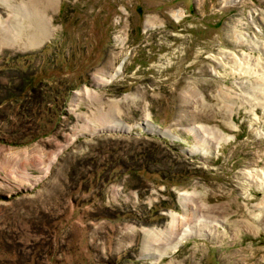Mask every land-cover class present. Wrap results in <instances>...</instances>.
I'll return each mask as SVG.
<instances>
[{"label": "rangeland", "instance_id": "374dc122", "mask_svg": "<svg viewBox=\"0 0 264 264\" xmlns=\"http://www.w3.org/2000/svg\"><path fill=\"white\" fill-rule=\"evenodd\" d=\"M22 1L44 3L0 2V264H264V0L50 1L34 44Z\"/></svg>", "mask_w": 264, "mask_h": 264}, {"label": "bare ground", "instance_id": "6f19581e", "mask_svg": "<svg viewBox=\"0 0 264 264\" xmlns=\"http://www.w3.org/2000/svg\"><path fill=\"white\" fill-rule=\"evenodd\" d=\"M42 1L43 0H38L37 3L42 2ZM50 1H56V0H44V3L42 2V3H40L41 5L39 4L42 7V9L40 8L39 10L38 9L37 10H35V9L31 10L32 9V7H30L31 3L24 2V1L19 3V5L14 4V7H16L17 10H18V8H21V11H23V13H20V14H22L21 15L22 18L20 19L19 24H21L22 21H24V20L26 21V24H27V32L26 33H27L28 41L32 42V44H34L35 41L39 40L40 37L45 36L47 29L48 30L50 29L49 28L50 26L48 25V24H50V22L46 18V12H45L47 9V7H46L47 3ZM0 2L2 4H4L5 6L10 7L11 13L14 11L13 5H11L9 3V2H11V0H0ZM26 3H28V4H26ZM39 5H38V7H39ZM15 19H16L15 15L7 16V19H5V20L0 18V45L4 42L9 43V41L14 40L13 38H17L16 36H18L20 34V32H18V30H16L13 27V24L15 23ZM10 25L14 28V30H11ZM23 26L24 25L21 24V28H23ZM12 31H14V32H12ZM145 127L149 128L153 133H156L159 135L160 134L166 135V136L172 135L170 133L169 129H162V128L155 126L153 124L146 123ZM107 129L128 130L129 127L125 124L120 123V122H112L108 127H106V130ZM194 129H195V131L199 132L198 127L192 126L191 130H194ZM173 218H174L173 221H175L176 216L174 213H173ZM189 233L190 234L193 233L191 229H189V228L183 229V231L181 233H179L178 236H176L177 242L175 244H173V246H170V249L174 250L180 244V241H182L183 238H185V236H187V234L189 235ZM159 256H161V253L158 255V258H159Z\"/></svg>", "mask_w": 264, "mask_h": 264}, {"label": "water", "instance_id": "95a60500", "mask_svg": "<svg viewBox=\"0 0 264 264\" xmlns=\"http://www.w3.org/2000/svg\"><path fill=\"white\" fill-rule=\"evenodd\" d=\"M141 127L145 130V128H144V123L141 125ZM106 129L104 128V129H102V131H105ZM158 136H161V135H158Z\"/></svg>", "mask_w": 264, "mask_h": 264}]
</instances>
